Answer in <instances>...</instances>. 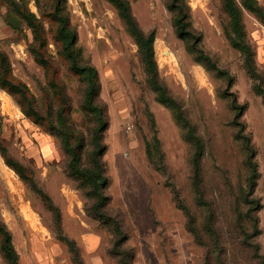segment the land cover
Returning a JSON list of instances; mask_svg holds the SVG:
<instances>
[{
	"label": "rangeland",
	"instance_id": "obj_1",
	"mask_svg": "<svg viewBox=\"0 0 264 264\" xmlns=\"http://www.w3.org/2000/svg\"><path fill=\"white\" fill-rule=\"evenodd\" d=\"M128 1L140 27L156 31L161 80L204 140L202 174L219 240L204 230V243L197 239L185 211L177 206L174 190L197 226L207 222L192 186L188 129L148 86L138 46L117 7L111 0H64L62 14L75 34L74 47L80 59L99 72L97 103L108 122L103 162L109 201L101 213L93 209L87 189L70 175V156L61 138L47 128L48 120L26 115L27 104L0 87V220L10 232L19 264H119L112 251L115 223L102 213L121 222L124 246L133 251L134 264H264V98L253 88L262 80L253 81L242 54L229 43L222 0L180 1L189 7V21L202 36V47L233 76L230 87L224 75L198 62L187 49L174 25L173 0ZM258 1L264 6V0ZM243 21L264 78V23L244 7ZM59 24L54 0H0V49L9 59L12 77L26 86L33 107L45 118L50 110L68 106L69 123L91 138L96 119L84 107L87 82L62 52ZM35 30H41L38 40ZM234 98L242 106L241 125L235 124ZM241 129L252 139L259 170L255 197L260 201V231L247 243L241 241L235 212L247 156L237 139ZM155 138L160 140L165 171L147 155L150 143L155 161H161ZM3 150L12 163L34 173L38 189L7 162ZM50 201L59 209L62 234L74 242V250L59 238ZM10 259L0 235V264H10Z\"/></svg>",
	"mask_w": 264,
	"mask_h": 264
},
{
	"label": "trees",
	"instance_id": "obj_2",
	"mask_svg": "<svg viewBox=\"0 0 264 264\" xmlns=\"http://www.w3.org/2000/svg\"><path fill=\"white\" fill-rule=\"evenodd\" d=\"M117 7L120 16L130 34L134 38L138 46V54L142 63L146 82L148 86L156 94V99L162 105L172 110L174 118L183 128H187L185 138L192 146L191 165H192V186L195 193V200L198 208H203L206 211L207 222L203 227L197 226L196 219L191 210L184 203L177 190H174V199L177 206L185 211L188 218L189 230L199 239L202 243L204 240L201 236V230L208 233L211 238L219 240L218 234L214 227L215 209L213 202L208 201L205 192L204 178L202 174L203 159L205 154V143L203 138H200L190 120L186 117L184 108L181 102L170 92L168 86L161 80L158 62L156 59L155 41L156 31H144L137 19L135 18L131 5L128 0H111ZM54 4L58 9V20L60 22L58 29V38L61 41L62 52L66 59L69 61L73 70L81 74L86 82L87 87L84 95V107L89 110L95 117L96 123L90 129L89 135L91 138H86V135L79 132L76 127L72 126L68 121L67 113L68 106H60L56 110H50V114L45 118L44 114L35 109L32 104V99L29 96L26 86L20 82H16L11 74V65L7 55L0 49V87L7 90L11 95L16 97L20 103L24 102L25 113L28 116H34L39 121L47 119V128L56 133L62 140L65 150L70 156V175L76 177L80 182L81 187L87 189L86 197L93 200V209L101 213L102 209L108 204L109 198L106 195V187L108 179L105 175V167L103 156L106 152V145L103 141V135L108 127V122L105 116L104 109L97 103L100 94V79L98 69L88 63L83 62L77 50L75 49V34L69 27L68 18L62 14L64 0H54ZM223 9L229 19L226 28V37L232 47L239 50L244 59L245 68L253 79L254 82L262 80V84L255 83L254 90L264 98V78L259 70L256 54L253 46L248 41L245 23L243 21V7L249 12L253 13L264 23V6L258 0H222ZM172 7L174 10V25L180 38L184 41L187 49L195 55L198 62H201L210 70H214L221 75H224L228 80V86H232L233 76L229 71L221 68L213 57L205 51L202 47V36L196 33L189 21L190 10L189 7L180 0H173ZM14 29L17 26L11 23ZM36 31V40L41 32ZM42 55L39 54V57ZM233 109L235 110V124L241 125L239 122L242 116V106L238 104L237 99H233ZM44 123V122H43ZM243 129V124H242ZM240 130V134L244 130ZM237 138L241 141L243 149L246 151V159L244 161L245 177L240 187V192L237 195V203L235 212L239 219V228L241 229V241L247 243L252 237L259 234V218L257 211L260 208V201L255 197L257 187V180L259 176L258 164L255 160L256 153L252 144V139L248 138L245 134L239 135ZM154 150L160 155L161 161H155V156L152 151L151 144H147V155L151 163L158 169L165 171L166 164L164 161V154L161 150L160 140L155 138ZM0 148L1 142H0ZM3 154L6 152L3 150ZM7 157V162L15 168L17 173L34 188H37V182L34 179V173L22 164L12 163L10 158ZM47 197V195H45ZM50 205L57 213V224L59 238L66 241L71 249L74 250V242L62 234L61 227V214L59 209ZM245 216V219H244ZM102 217H106L115 223L116 238L113 244V254L119 259V264H134V253L131 249H126L124 246L125 235L122 229L121 222L116 219L107 217L102 213ZM248 218V219H247ZM243 219L245 221H243ZM253 230L252 234L249 233ZM0 235L2 247L6 254L11 257L10 264H19V256L12 243V237L7 230L6 225L0 220ZM260 246H256L257 252L260 251ZM77 255V252H75ZM77 262L79 257L77 256ZM80 264L81 261H80Z\"/></svg>",
	"mask_w": 264,
	"mask_h": 264
}]
</instances>
